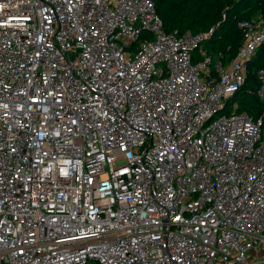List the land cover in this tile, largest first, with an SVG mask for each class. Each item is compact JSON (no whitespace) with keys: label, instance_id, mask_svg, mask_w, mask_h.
I'll return each instance as SVG.
<instances>
[{"label":"built area","instance_id":"obj_1","mask_svg":"<svg viewBox=\"0 0 264 264\" xmlns=\"http://www.w3.org/2000/svg\"><path fill=\"white\" fill-rule=\"evenodd\" d=\"M237 26L194 60L212 28L154 0H0V264H264V107L226 106L264 16Z\"/></svg>","mask_w":264,"mask_h":264},{"label":"trees","instance_id":"obj_2","mask_svg":"<svg viewBox=\"0 0 264 264\" xmlns=\"http://www.w3.org/2000/svg\"><path fill=\"white\" fill-rule=\"evenodd\" d=\"M165 32L193 34L212 28L210 38L202 41L192 51L194 60L199 59L200 50L216 59L220 53L226 63L237 53L242 41V29L237 26L239 19L264 16V0H154ZM264 66V45L248 62V73L244 82L226 106L236 103L237 111L246 112L255 118L262 110V101L256 94L257 70ZM227 111V108H226Z\"/></svg>","mask_w":264,"mask_h":264}]
</instances>
